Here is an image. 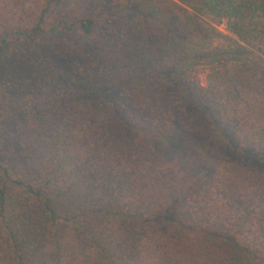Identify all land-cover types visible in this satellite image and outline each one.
I'll return each instance as SVG.
<instances>
[{"label": "trees", "instance_id": "1", "mask_svg": "<svg viewBox=\"0 0 264 264\" xmlns=\"http://www.w3.org/2000/svg\"><path fill=\"white\" fill-rule=\"evenodd\" d=\"M179 1L0 0L34 67L0 76V264H264V171L176 145L205 114L264 159V0Z\"/></svg>", "mask_w": 264, "mask_h": 264}, {"label": "rangeland", "instance_id": "2", "mask_svg": "<svg viewBox=\"0 0 264 264\" xmlns=\"http://www.w3.org/2000/svg\"><path fill=\"white\" fill-rule=\"evenodd\" d=\"M179 6L182 3L179 0H173ZM131 6L125 10V15L128 19L135 18L139 11H146L147 4ZM174 10H178L177 6H172ZM224 34L231 35L227 31L226 23L218 26ZM224 42H222L223 44ZM33 66L18 57L10 56L0 65V76L5 77L12 81H19L31 76L33 72ZM208 69L206 67H198L195 71V77L202 87L207 86L206 76ZM194 116V113H192ZM196 121L191 125L190 131L183 130L179 127L180 131L177 136L176 145L183 151V154H187L189 145L196 146L195 155L198 158H202L205 163L213 161L218 156L226 157L233 164L247 168L249 170L264 171V159H260L253 151L238 152L229 143L230 134L228 130L223 129V134L218 135V126L213 124L205 114H197L194 116ZM194 148V147H193ZM195 149V148H194Z\"/></svg>", "mask_w": 264, "mask_h": 264}]
</instances>
